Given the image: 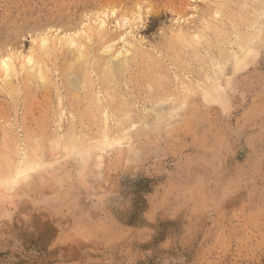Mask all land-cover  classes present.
Instances as JSON below:
<instances>
[{"label": "rangeland", "instance_id": "374dc122", "mask_svg": "<svg viewBox=\"0 0 264 264\" xmlns=\"http://www.w3.org/2000/svg\"><path fill=\"white\" fill-rule=\"evenodd\" d=\"M245 1L0 0V63L17 55L0 71V172L44 152L0 175V264H264V0ZM105 13L92 47L157 60L139 57L128 98L100 94L94 119L83 77L76 100L60 75L72 50L53 46ZM203 14L205 42L175 38ZM47 48L49 77L26 78L21 57Z\"/></svg>", "mask_w": 264, "mask_h": 264}, {"label": "bare ground", "instance_id": "6f19581e", "mask_svg": "<svg viewBox=\"0 0 264 264\" xmlns=\"http://www.w3.org/2000/svg\"><path fill=\"white\" fill-rule=\"evenodd\" d=\"M244 2L246 3L247 1L244 0ZM261 2L262 0H250L249 7L247 8L250 9L251 12L258 10L259 14H261L262 12L260 13L259 10ZM205 12L208 13L207 10H205ZM214 13H216V11H214ZM107 17L108 16L106 13L103 16L97 17L98 18L96 20L97 26L94 27L91 26V24H88L89 27H87L88 26L87 25L86 28L83 29V32L81 33L82 36L80 38L78 35L75 34H69L67 36H58V38L55 37L57 41H59V43L57 42V44L53 46L55 51L57 48H59L60 50L63 46L65 47V45L72 50L71 52L73 53V55L71 59L69 60L65 59L64 62H62L60 75L65 81V84L67 86H71L69 87L70 95L76 96V100L80 92L77 91L79 85L76 79H74L75 78L74 74L75 73L80 74V76L83 77L84 88L86 89L85 90L86 95L88 94L87 96L89 97L88 99L90 101L88 102V104H89V110L91 111L92 114V115L90 114L92 116L91 118H94L96 116L95 110L100 111V113L101 112L107 113V110L105 109V105L103 106L104 102L99 98L100 94L106 96L105 99L108 100L110 99L111 102L114 101L117 95H119V98L122 97V101L125 102L124 98H128L126 95H128L130 91L128 87L129 82L127 80V75H129L128 72L130 71L132 64L133 63L135 64L138 61L139 57L141 58L142 56V58L157 60V58L152 55L151 51L141 48L142 44L133 41L129 43L130 45H128L125 48V50L116 49L112 45H111L112 47L106 46L105 43L95 48L92 47L91 46L92 36L95 35L97 37L99 36L102 37L105 31ZM202 17H203V23L197 26L193 32H187L185 28L181 26L178 29L173 30L176 32L175 34H173L175 35V38H179L184 41H187L188 43H191L189 41L190 38L192 40H195L196 37H198L199 38L198 40L201 41L204 40L205 42V14H203ZM48 41L49 38L44 37L41 43H44L47 47H49L47 45ZM204 42H202L203 45H205ZM173 45L174 44L170 42V47H173ZM68 48L66 49V51L68 50ZM49 50L50 49L47 48L46 52L40 55L35 50H31L28 53V55L21 57V66L22 69L26 72L25 73L26 78L30 79L33 77H37L42 80H45L46 78L49 77L46 71L47 68L46 64H47V60L51 58L50 56L53 55V53H51ZM203 50H205V47ZM232 52L236 56L238 55L236 49H234ZM62 53L64 54V52ZM194 53L196 54L195 56L198 58V60L205 61V53L201 51L199 47L198 49L195 48ZM15 57H17V55H11L4 58L1 61L0 71H2L3 76H9L12 73H17V69L14 63ZM73 76L74 78H72ZM96 84L100 85L99 91H97L95 88ZM97 87L99 88L98 85ZM87 88L89 90H87ZM122 107H123L121 108L122 110L129 109L127 105H122ZM105 117L106 116H104V118ZM94 119H98V117L96 116V118ZM94 119L92 120L93 123L95 124ZM102 129H104V127ZM64 140L66 141L79 140V135L76 134L74 131H72L64 138ZM30 150L27 149V151L21 153V158H20L21 160L19 161L16 170L13 169L12 165L11 166L9 165L7 170L0 172L1 177H3V179H7V178L9 179L14 174H20V175L28 174V171L30 169V163H29L30 160L33 162L36 161L37 159L40 161L43 160V155H44L43 147L41 150L34 148V150H32L33 154L31 153Z\"/></svg>", "mask_w": 264, "mask_h": 264}, {"label": "trees", "instance_id": "16d2710c", "mask_svg": "<svg viewBox=\"0 0 264 264\" xmlns=\"http://www.w3.org/2000/svg\"><path fill=\"white\" fill-rule=\"evenodd\" d=\"M148 264H155V263H153L152 261H150V262H148Z\"/></svg>", "mask_w": 264, "mask_h": 264}]
</instances>
